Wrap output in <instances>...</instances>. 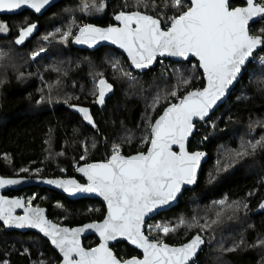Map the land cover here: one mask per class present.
I'll return each instance as SVG.
<instances>
[{
  "label": "trees",
  "instance_id": "obj_1",
  "mask_svg": "<svg viewBox=\"0 0 264 264\" xmlns=\"http://www.w3.org/2000/svg\"><path fill=\"white\" fill-rule=\"evenodd\" d=\"M95 2L99 5L105 0ZM82 3L83 0H60L41 16L28 10L0 16L9 27L8 33L0 34V54H4L0 55V173L4 176H72L83 163L106 160L113 144H120L126 155L145 151L150 123L164 107L176 101L167 94L176 91L182 96L204 86L203 73L195 60L157 64L151 71L138 73L111 46L90 51L74 47L71 37L62 42L61 35L69 25L75 34L83 23L112 24L125 3L131 6L134 0H106L107 6L99 13L95 9L81 12ZM155 3L158 7L148 9L150 14H175L171 7H164L165 0ZM240 4V0L230 2L232 7ZM30 24L36 25L33 34L24 44H15L18 30ZM260 29H264V19L253 23L250 32L259 35ZM45 35H49L48 40L43 39ZM41 48L45 51L32 59V54ZM260 56L264 57V51L254 54L227 100L206 121L196 124L189 149H202L208 154L196 185L184 190L176 206L149 219H159L172 227L181 217L210 225L204 230L181 227L166 236L161 232L151 235L172 245L184 243L197 233L203 235L205 246L190 264H264V244L259 243L264 239V209L260 208L264 203V148L258 147L255 153L249 151L243 157L233 155L242 142H255L264 136V63ZM116 61L123 72L131 73L135 79L129 80L114 69ZM101 78L113 88L106 94L104 104L98 105L94 101ZM185 78L191 82L181 84ZM158 93L165 98L153 108ZM80 107L90 110L95 126L83 119L77 110ZM10 194H20L36 206H46L50 219L69 226L101 220L106 210L98 199L71 200L45 187L31 186ZM225 199L226 205L216 203ZM237 201L239 208L233 204ZM221 241L224 248L239 246L235 251H221ZM83 242L92 247L98 240L87 236ZM112 247L119 258L140 255L124 242ZM0 261L58 264L60 257L41 235L33 231L7 232L0 223Z\"/></svg>",
  "mask_w": 264,
  "mask_h": 264
},
{
  "label": "snow or ice",
  "instance_id": "obj_2",
  "mask_svg": "<svg viewBox=\"0 0 264 264\" xmlns=\"http://www.w3.org/2000/svg\"><path fill=\"white\" fill-rule=\"evenodd\" d=\"M49 2L50 0H0V12H12L27 6L39 13ZM106 6V0L99 5L95 0L91 3L83 0L80 11L89 13L90 9H95L99 13ZM129 7L132 10H127ZM157 7L155 0L151 4L148 0H134L131 6L125 3L124 10L114 15L119 26L101 28L85 24L78 26L77 33L73 34L72 25H69L68 30L61 35L62 42H67L71 37L75 43L89 46H94L99 41H111L127 53L136 69L151 66L157 56L181 57L185 60L195 57L206 79V86L202 90L189 91L182 96H178L176 91L167 94L175 97L178 102L169 103L155 122L150 123V139L145 138V142L149 144L146 151L126 156L122 154L120 144H113L106 162L77 168V171L87 177V184L81 185L74 179L46 181L67 192L97 193L103 197L107 202V215L102 223L88 224L84 228H61L44 218L43 209L31 207V199L27 201L26 207L22 199L10 200L0 196V220L19 228L27 226L40 229L63 253V264H189L206 243L204 237L197 233L180 246H170L159 237L145 234V217L174 201L182 186L196 182L197 170L204 153L189 152L186 148V142L194 128L193 119L203 120L237 79L253 53L257 49L264 51V29H260L261 34L256 35L250 32L249 27L250 22H255L257 18L264 19V3L246 0L245 7H232L230 0H187V4L185 0H165L164 7L174 9V15L167 16L163 11L150 14L147 11ZM35 29V24L22 26L14 43L24 44ZM56 31L60 32V29ZM8 32V25L0 21V34ZM49 35L55 36V33ZM49 35H45L43 39L48 40ZM43 51L45 49L41 48L33 53L32 59ZM260 59L264 63V57ZM112 66L129 80L135 79L131 73L123 72L118 61ZM20 77H23L22 73ZM190 82V78L180 81L185 85ZM0 84H3L2 80ZM112 88V84L106 79H99L94 102L103 105L106 94ZM163 98L165 97L158 93L153 99V108ZM77 110L83 114L84 120L95 126L89 109L80 107ZM173 146H178V151H174ZM258 147L264 148V136L255 142H242L240 150L233 155L243 157L249 151L255 153ZM21 171L26 172L28 169ZM18 183L20 181L17 179L0 177V188ZM216 203L223 206L228 201L225 199ZM233 204L236 208L240 207L238 201ZM17 208L24 209L25 215L14 216ZM260 208L264 209V203L260 204ZM219 215L217 213L218 219ZM217 222L218 220L213 221ZM155 227L166 236L181 227L204 230L210 225H201L195 218L188 221L181 217L174 227ZM85 228L94 229L99 234L102 242L98 247L85 249L81 246L79 235ZM121 237L141 249L143 258L124 261L118 259L109 247V242ZM259 243L264 244V239ZM238 246L233 244L232 247L224 248L221 241L220 250L231 252ZM0 264L7 262L0 261Z\"/></svg>",
  "mask_w": 264,
  "mask_h": 264
},
{
  "label": "water",
  "instance_id": "obj_3",
  "mask_svg": "<svg viewBox=\"0 0 264 264\" xmlns=\"http://www.w3.org/2000/svg\"><path fill=\"white\" fill-rule=\"evenodd\" d=\"M59 1H60V0H50L49 4L46 5V6H45V7H44L39 13L35 12L33 9H30V8L27 7V6H22L21 9H19V10H15V11H12V12H8V11L0 12V16H2V15H14V14H19V13H21V12L24 11V10L31 11V12L34 13L35 15H37V16H41V15L44 14V13H45V12L51 7V6H53L54 4L58 3ZM240 1H242L243 4L236 5V6H234V7H245V6H246V0H240ZM230 2H231V0H230ZM257 2H258V3H264V2H260L259 0H257ZM117 13H118V12H117ZM117 13H116V14H117ZM260 19H262V18H257L255 22H257V21L260 20ZM255 22H250V26H249V27H251V25H252L253 23H255ZM85 24H92V25H95V26H97V27H101V28H106V27H108V26H119V22L116 21L114 18H113V23H112V24H109V25H106V26L97 25V24H95V23H85ZM85 24H83V25H85ZM83 25H81V26H83ZM76 33H77V31H76ZM76 33H75V34H76ZM256 35H257V34H256ZM71 43H72V45H73L74 47H76V48H79V49H86V50H90V51H93V50H95V49H97L98 47L103 46V45L111 46V47L117 49L122 55H124V56L127 58L128 62H129V66H130L134 71H136V72H138V73L147 72V71H151V70L155 69V67L157 66V63H158V59H159L160 57H163V58H165V59H169L170 61H174V62H177V61L187 62V61H190V60H195V61L198 63V60H197V58H195V57H189L188 60H185L184 58H181V57L157 56L156 61H155L151 66H149V67H147V68H144V69H136V68H134V66L132 65L131 60H130V58L128 57L127 53H126L123 49L119 48L118 45H114V44H112L111 41H99V42H97L94 46H89V45H86V44H77V43L74 42V40H73V38H72V39H71ZM259 50H260V49H257V50L253 53V57H254V54H255L257 51H259ZM253 57H252V58H253ZM252 58H249V61L246 62L245 66L242 68L241 73L238 75L237 79H236V80L233 82V84L230 85L229 88L226 90L225 95H224L223 97H221V99L218 100V101L216 102V105H215L212 109L209 110V114H208L203 120H200L199 118H194V119H193L194 128H193V132H192V134L188 137V140H187V142H186V148H187V150H188L189 152H202V153H204V156L202 157L201 162H200V167H199L198 170H197V174H196V182H195L194 184H191V185H184V186H182L181 192L177 194L176 199H175L174 201L170 202L168 205H165V206H163V207H161V208H158V209L155 210L154 212L149 213V215L145 217V223H146V221H147L148 219H151V218H153V217H156V216H157L158 214H160L161 212H163V211H167V210H169L170 208H172L173 206H176L177 203H178V200H179V198L181 197V195H182V193L184 192V190H185V189H191V188H193V187L196 185V183H197V181H198V178H199V175H200V172H201V169H202V166H203V164H204V163L207 161V159H208V154H207V152H206L205 150H202V149L190 150V149H189V142L191 141V139H192V137H193V135H194V133H195V131H196V124H197V123H202V122L206 121V120L210 117V115H211V114H212L217 108H219V107H220V106H221V105L227 100V98H228V96L230 95L231 91L235 88L236 84L239 82V80H240V78H241V76H242V73H243L244 69H245L246 66L249 64V62L251 61ZM198 68H199V66H198ZM199 69H200V68H199ZM200 70H201L202 73H203V70H202V69H200ZM203 77H204V74H203ZM204 81H205V82H204V86H203L202 88H196V89H193V90H197V89L202 90V89L206 86V79H205V77H204ZM193 90H189V91H193ZM189 91H188V92H189ZM186 94H187V92H186L184 95H186ZM176 102H178V101L176 100L175 102H172V103H176ZM96 104H98V103H96ZM98 105H100V104H98ZM161 114H162V112H161L159 115H161ZM159 115L156 117V119L159 117ZM156 119H155V120H156ZM155 120L153 121V123L155 122ZM148 147H149V144H148L147 148H148ZM147 148H146V149H147ZM173 150H174V151H178V146H173ZM145 151H146V150H145ZM136 153H137V152L132 153V154H129V155H134V154H136ZM122 154H123V153H122ZM110 155H111V154H110ZM110 155H109V157H110ZM123 155H126V154H123ZM126 156H127V155H126ZM109 157H108V158H109ZM108 158H107V159H108ZM107 159H106V160H97V161H92V162H88V163H83V164L79 165L77 168H79V167H84V166H86L87 164H91V163H101V162H106ZM0 177L6 178V179H17V180L20 181V183H18V184H16V185H8V186H5V187H3V188H0V196H4V197H6L7 199H10V200H11V199H22V200L25 201V206H26V207L28 206V205H27V201H26V197L18 196V195L10 196V195L6 194V192H8V191H13V190H21V189H24V188H27V187H31V186H39V187H45V188H48V189H50V190H53V191H56V192L62 193V194H64L66 197H68V198L71 199V200H78V199H81V198H95V199L100 200V201L105 205V209H106V210H105V214H104V217H103L101 220H97V221H87V222L82 223V224H77V225H74V226H69V225H66V224H59V223H57L56 221L50 219L49 216H48V214H47V207H46V206H43V205H42V206H36V205L31 204V207H33V208H37V207H38V208H40V209H43V211H44V218H45L46 220L50 221L51 223L56 224L58 227H61V228H68V229L84 228V226H85V225H88V224H92V223H102L103 219H104V218L106 217V215H107V202L103 199V197L99 196L97 193H84V192L71 193V192H67V191H65L63 188H60V187H58V186L55 185V184H49V183L46 182V181H48V180H70V179H74V180L77 181V183H79V184H81V185H85V184H87V183H88V181H87V177H85V176L83 175V173H81V172H79V171H77V170H76V172H75V175H72V176H55V177H40V176H4V175H2V174L0 173ZM80 179H82V180H80ZM258 210H259V208H258L255 212L257 213ZM13 215H14V216H24V215H25L24 209H22V208H17V209H15ZM0 223H1V224H2L7 230H9V231H12V230H16V231H20V232L33 231V232H35V233L41 235L44 239H46V240L50 243L51 247H52V248L58 253V255H59V257H60V261H59L58 264H63V253H61V252L59 251V249L56 248V247L51 243V238L48 237V236H46L43 232H41L40 229H38V228H31V227H27V226H25V227H23V228H19V227H16L15 225H9V224H6L3 220H0ZM143 230H144V229H143ZM145 234H146V233H145ZM146 235H147V234H146ZM194 235H195V234H194ZM194 235H193V236H194ZM87 236H94V237H96L97 240H98V243L95 244V245L92 246V247H86V246L84 245L83 239H84L85 237H87ZM193 236H192V237H193ZM192 237H191V238H192ZM191 238H190V239H191ZM79 239H80V244H81V246L84 247L85 249L96 248V247H98L99 244L102 242V241H101V238H100V236H99V234H98L94 229H87V228H85V230H84L83 232L80 233V235H79ZM190 239H188V240L185 241L184 243L188 242ZM204 239H205V238H204ZM118 242H124V243L128 244L130 247L136 249V250L140 253V255H137V254H136V255H132V256L126 258V259H121V258H119V257L115 254V251H114V249H113V247H112L113 245H116ZM165 243H166V242H165ZM168 244H169V243H168ZM181 244H183V243H181ZM181 244H177V245L169 244V245H170V246H180ZM204 246H205V244L201 246V250H202V248H203ZM109 247L112 249V251H113V253L116 255V257H117L118 259H121L122 261H124V260H129V259H132V258H138V259H142V258H143L142 250L139 249V248H137L135 245H132L129 241H127L125 238H122V237H121V238H117L116 241H110V242H109ZM201 250H200V251H201ZM200 251L196 254V256L193 258V260L189 262V264H190L191 262H193V261L197 258V256L199 255Z\"/></svg>",
  "mask_w": 264,
  "mask_h": 264
},
{
  "label": "built area",
  "instance_id": "obj_4",
  "mask_svg": "<svg viewBox=\"0 0 264 264\" xmlns=\"http://www.w3.org/2000/svg\"><path fill=\"white\" fill-rule=\"evenodd\" d=\"M84 24V23H83ZM82 24V25H83ZM262 56L259 57V59L261 58ZM261 61V59H260ZM171 61L169 59H165L163 57H160L158 59V63L157 64H161V65H166V64H169ZM156 225H162L161 221L158 219V220H147L146 223H145V226H144V232L147 234V235H154L160 231H158L156 229ZM162 233V232H161ZM123 259V258H121Z\"/></svg>",
  "mask_w": 264,
  "mask_h": 264
},
{
  "label": "flooded vegetation",
  "instance_id": "obj_5",
  "mask_svg": "<svg viewBox=\"0 0 264 264\" xmlns=\"http://www.w3.org/2000/svg\"><path fill=\"white\" fill-rule=\"evenodd\" d=\"M27 188H28V187H27ZM24 189H26V188H24ZM21 190H23V189H21ZM21 190L8 191V192H6V194H8V195H10V196H13V195L23 196V195H20V194H10V193H12V192H18V191H21ZM23 197H26V196H23ZM26 201H27V198H26ZM33 205H34V204H33ZM2 226H3V225H2ZM3 228H4L7 232L16 231V230L9 231V230H7L4 226H3ZM18 232H20V231H18Z\"/></svg>",
  "mask_w": 264,
  "mask_h": 264
},
{
  "label": "rangeland",
  "instance_id": "obj_6",
  "mask_svg": "<svg viewBox=\"0 0 264 264\" xmlns=\"http://www.w3.org/2000/svg\"><path fill=\"white\" fill-rule=\"evenodd\" d=\"M0 21H1V20H0ZM2 22H4V21H2ZM162 225H165V224L162 223ZM202 236H203V235H202Z\"/></svg>",
  "mask_w": 264,
  "mask_h": 264
}]
</instances>
